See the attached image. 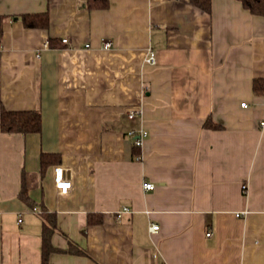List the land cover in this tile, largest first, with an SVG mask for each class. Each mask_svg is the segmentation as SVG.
Wrapping results in <instances>:
<instances>
[{"label": "crops", "instance_id": "1", "mask_svg": "<svg viewBox=\"0 0 264 264\" xmlns=\"http://www.w3.org/2000/svg\"><path fill=\"white\" fill-rule=\"evenodd\" d=\"M263 80L264 17L237 0H0V112L41 115L0 130V264H41L43 210L47 264H264Z\"/></svg>", "mask_w": 264, "mask_h": 264}, {"label": "trees", "instance_id": "2", "mask_svg": "<svg viewBox=\"0 0 264 264\" xmlns=\"http://www.w3.org/2000/svg\"><path fill=\"white\" fill-rule=\"evenodd\" d=\"M192 5L202 11L209 12L211 0H189ZM242 7L252 15L264 17V0H237ZM108 0H87L88 9H106ZM23 25L27 28L45 29L48 27V16L46 13L26 14L21 16ZM253 92L260 95L264 92V80L254 81ZM206 127H215L211 121H207ZM0 130L2 132H16L21 134L39 133L41 130V115L38 111H7L1 109L0 112ZM58 154L42 153L40 155V166L43 170L49 164L59 163ZM25 192H21V198H24ZM43 220L41 264L48 263L49 254L58 251L50 244L51 233L56 229L54 215L43 210L40 214ZM74 252L73 249L69 250ZM80 252V251H79ZM76 253V252H75Z\"/></svg>", "mask_w": 264, "mask_h": 264}, {"label": "built area", "instance_id": "3", "mask_svg": "<svg viewBox=\"0 0 264 264\" xmlns=\"http://www.w3.org/2000/svg\"><path fill=\"white\" fill-rule=\"evenodd\" d=\"M61 42L67 43V39H65V38L61 39ZM44 45L47 46L48 43L47 44L45 43ZM85 47L88 48L89 44H86ZM110 48H111V43L109 41H103L102 49L107 50ZM145 62L148 65H154L155 64V54L152 51H149L148 56L145 59ZM241 107H246V104L242 103ZM141 113H142L141 109H133V110H130L129 112H127V117H128V119L132 120L136 116L141 115ZM127 135L132 138L133 145L135 147L139 148L142 146L144 139L147 137V132L144 129L131 130L127 133ZM153 187H154L153 184H151L149 182H144L142 184V188L144 190H152ZM54 188H55L56 192L60 195L67 194V192L71 188V182H70L69 178H67V176L65 175L64 169L61 166H56L54 168ZM241 190L243 192L246 190L245 184L241 185ZM122 211L123 212L127 211V208H123ZM120 216H121V214L118 213L117 218H119ZM20 221L21 220L19 219L18 222H20ZM157 230H158V225H156V224H152L149 227L150 232H155ZM207 236H209V234H207Z\"/></svg>", "mask_w": 264, "mask_h": 264}]
</instances>
